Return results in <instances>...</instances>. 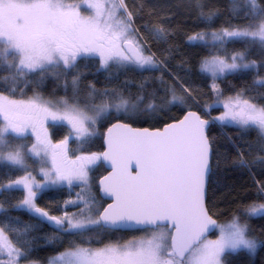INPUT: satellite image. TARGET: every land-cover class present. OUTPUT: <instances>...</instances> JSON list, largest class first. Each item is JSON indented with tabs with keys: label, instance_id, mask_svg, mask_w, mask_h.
I'll return each mask as SVG.
<instances>
[{
	"label": "snow or ice",
	"instance_id": "snow-or-ice-1",
	"mask_svg": "<svg viewBox=\"0 0 264 264\" xmlns=\"http://www.w3.org/2000/svg\"><path fill=\"white\" fill-rule=\"evenodd\" d=\"M258 250L264 0H0V264Z\"/></svg>",
	"mask_w": 264,
	"mask_h": 264
},
{
	"label": "trees",
	"instance_id": "trees-1",
	"mask_svg": "<svg viewBox=\"0 0 264 264\" xmlns=\"http://www.w3.org/2000/svg\"><path fill=\"white\" fill-rule=\"evenodd\" d=\"M142 126H147V125H142ZM56 138H59V136L57 135ZM100 169L102 170L103 168ZM245 180L246 178H240L236 181V183L237 185L243 184L245 183ZM227 194H228L227 188L223 189L222 192L217 193L216 202L221 210L227 209L230 206L228 200L231 199V197L228 196ZM231 195L235 196L237 199L250 198V197H246L244 191L242 189H239L238 187L234 192H232ZM254 225L257 227V230H259V221H254ZM45 231H50V229H45ZM118 236L121 238V240H123L121 233H119ZM50 254H51V249L43 244L40 245V247L37 249L36 252V255L41 259L46 258ZM235 264H264V252L258 250L257 254L253 256L238 255L235 257Z\"/></svg>",
	"mask_w": 264,
	"mask_h": 264
},
{
	"label": "flooded vegetation",
	"instance_id": "flooded-vegetation-1",
	"mask_svg": "<svg viewBox=\"0 0 264 264\" xmlns=\"http://www.w3.org/2000/svg\"><path fill=\"white\" fill-rule=\"evenodd\" d=\"M103 174H106L105 172H104V169H98L97 171H96V173H95V175L97 176V177H99L100 175H103ZM122 234V238L123 239H128V238H131V236L132 235H140L141 233H131V232H123V233H121Z\"/></svg>",
	"mask_w": 264,
	"mask_h": 264
}]
</instances>
